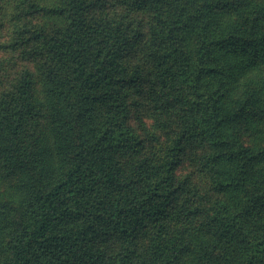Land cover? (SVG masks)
<instances>
[{"label":"trees","instance_id":"obj_1","mask_svg":"<svg viewBox=\"0 0 264 264\" xmlns=\"http://www.w3.org/2000/svg\"><path fill=\"white\" fill-rule=\"evenodd\" d=\"M238 2L6 0V9L0 0V31L12 30L4 48L33 65L65 157L51 171L43 148H29L27 128L40 109L36 77L23 68L0 92L6 166H30L20 182L22 219L0 264H183L187 241L164 215L186 141L206 147L203 166L227 167L214 186L228 202L201 222L217 243L203 249L202 264H264V148L226 133L222 113L226 85L264 62L256 19L260 27H215ZM149 76L156 100L181 91L182 130L164 152L145 149L129 124L130 93Z\"/></svg>","mask_w":264,"mask_h":264},{"label":"rangeland","instance_id":"obj_2","mask_svg":"<svg viewBox=\"0 0 264 264\" xmlns=\"http://www.w3.org/2000/svg\"><path fill=\"white\" fill-rule=\"evenodd\" d=\"M226 1L239 2L232 12L218 16L215 27L219 31L240 25L249 27L251 23H256L254 19L264 27V0ZM5 2L6 0H1V3ZM45 21L47 19L36 18V24ZM11 35L10 24H5L0 31V92L19 77L23 68L34 73L36 77L34 100L40 112L27 128V141L32 152L36 147L43 148V158L48 164V170L52 171L63 166L65 157L57 153L62 145L53 133L48 93L36 75L33 65L20 60L15 52L4 48ZM192 47V41H188V48ZM151 79L152 76L147 77L141 90L130 93L129 124L143 140L145 149L150 147L149 150L152 152L155 148L164 152L170 140L182 130L178 117L180 108L177 106L180 102L176 100L181 91L173 90L171 92L173 96L168 100L163 96L156 100L157 94L154 93ZM222 113L228 116L224 129L226 133L235 135L246 145L264 148V62L257 63L248 72L226 85ZM3 144L0 136V258L8 259L12 233L23 215L20 182H26L25 171L27 168L30 169V166L27 160L24 171L19 167L16 170L8 168L6 166L8 158L3 155L5 153ZM6 145L16 156L14 145L7 143ZM206 153V147L186 141L178 162L173 167L172 187L175 197L174 202L165 211L164 220L166 223L168 221V227L173 233L182 232L187 241L188 247L183 264H202L203 249L215 250L217 243L213 238L208 239L209 236L203 232L201 222L206 213L210 214L216 210L218 203L228 202L227 195L214 186L215 179L224 175L227 167L221 165L213 169L203 166L202 161ZM212 242L214 245L211 246Z\"/></svg>","mask_w":264,"mask_h":264}]
</instances>
